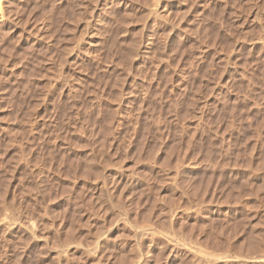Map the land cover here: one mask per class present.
Returning a JSON list of instances; mask_svg holds the SVG:
<instances>
[{
  "label": "rangeland",
  "instance_id": "rangeland-1",
  "mask_svg": "<svg viewBox=\"0 0 264 264\" xmlns=\"http://www.w3.org/2000/svg\"><path fill=\"white\" fill-rule=\"evenodd\" d=\"M0 264H264V0H0Z\"/></svg>",
  "mask_w": 264,
  "mask_h": 264
},
{
  "label": "bare ground",
  "instance_id": "bare-ground-1",
  "mask_svg": "<svg viewBox=\"0 0 264 264\" xmlns=\"http://www.w3.org/2000/svg\"><path fill=\"white\" fill-rule=\"evenodd\" d=\"M2 4V3H1ZM3 9V8H2Z\"/></svg>",
  "mask_w": 264,
  "mask_h": 264
}]
</instances>
